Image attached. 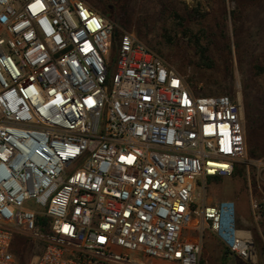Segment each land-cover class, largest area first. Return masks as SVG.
I'll use <instances>...</instances> for the list:
<instances>
[{
    "label": "built area",
    "instance_id": "2783aa9c",
    "mask_svg": "<svg viewBox=\"0 0 264 264\" xmlns=\"http://www.w3.org/2000/svg\"><path fill=\"white\" fill-rule=\"evenodd\" d=\"M118 28L85 0H0V264L22 236L33 264H200L207 233L259 264L236 201L198 196L242 165L264 223L240 104Z\"/></svg>",
    "mask_w": 264,
    "mask_h": 264
},
{
    "label": "rangeland",
    "instance_id": "374dc122",
    "mask_svg": "<svg viewBox=\"0 0 264 264\" xmlns=\"http://www.w3.org/2000/svg\"><path fill=\"white\" fill-rule=\"evenodd\" d=\"M98 12L129 30L155 54L175 66L200 95H227L242 109L248 156L264 159V0H85ZM115 62V58L113 60ZM251 170L253 195L260 191ZM264 179V173L261 174ZM247 171L239 165L231 177L208 178L201 203L234 200L239 225L251 229L264 264V223L254 221ZM261 229H260V228ZM200 264H241L225 257L209 233ZM19 264H33L44 247L27 237L14 245Z\"/></svg>",
    "mask_w": 264,
    "mask_h": 264
}]
</instances>
